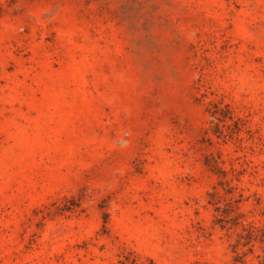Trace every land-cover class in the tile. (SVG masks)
Masks as SVG:
<instances>
[{
    "label": "rangeland",
    "instance_id": "1",
    "mask_svg": "<svg viewBox=\"0 0 264 264\" xmlns=\"http://www.w3.org/2000/svg\"><path fill=\"white\" fill-rule=\"evenodd\" d=\"M0 264H264V0H0Z\"/></svg>",
    "mask_w": 264,
    "mask_h": 264
}]
</instances>
